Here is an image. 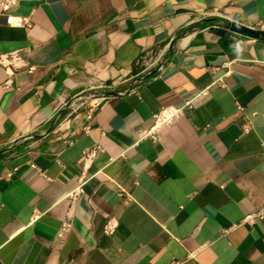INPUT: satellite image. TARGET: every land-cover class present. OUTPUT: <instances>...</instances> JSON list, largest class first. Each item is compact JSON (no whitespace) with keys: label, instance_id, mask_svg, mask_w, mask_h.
<instances>
[{"label":"crops","instance_id":"1","mask_svg":"<svg viewBox=\"0 0 264 264\" xmlns=\"http://www.w3.org/2000/svg\"><path fill=\"white\" fill-rule=\"evenodd\" d=\"M8 12L31 26L1 14L0 54L24 48L34 70L5 87L0 64V264H264V216L242 222L264 209V37L223 23L264 32V0H22ZM160 48L164 70L138 66ZM219 76L160 141L140 137L161 105Z\"/></svg>","mask_w":264,"mask_h":264},{"label":"built area","instance_id":"2","mask_svg":"<svg viewBox=\"0 0 264 264\" xmlns=\"http://www.w3.org/2000/svg\"><path fill=\"white\" fill-rule=\"evenodd\" d=\"M22 0H0V15H6V22L10 25H18L22 27H30L31 23L28 17L22 15H13L12 13L8 12L12 6L17 5ZM162 54V48L157 50H150L148 54L142 56L137 61L139 67L143 70L147 69L148 67L152 66L153 64H157V70L162 71L164 70V65L160 61ZM0 64L4 66L5 71L7 72L8 77L4 81V86L8 87L10 85L11 79L10 77L15 73V71L20 69H26L28 72H32L34 70V66L28 63L26 57V51L24 48L15 49L8 53L0 54ZM219 85L223 86L224 81L222 76L216 77L210 84L203 87L202 89L198 90L194 95L191 97L184 99L180 104H167L161 105L153 114H152V123L141 130L140 137L142 138H149L153 142H157L161 140L160 129L164 125L173 124L175 121L180 119L184 113L193 107V101L196 98L205 97L209 93V88L211 85ZM88 117H90L88 115ZM250 123L244 122L242 124L243 132H248L250 130ZM88 129V126L85 127ZM95 149H91L86 153V159L90 156L94 155ZM83 174V173H82ZM79 184L69 192V197L73 201L76 197L83 191L82 183L85 181V177L81 175L79 179ZM119 195L124 197L125 199L128 198L127 195H124L123 189L120 188L118 190ZM39 211L34 210L31 215V220H35L39 216ZM264 216V209L260 208L250 213H247L242 222H253L256 218H262ZM235 225H232V227ZM71 227V219L68 216L64 219L60 226L57 229L55 240L57 243H62L65 234ZM118 228V219L113 216L109 215L106 217L105 222L103 224V232L106 235H112L116 232ZM195 253H189V257H194ZM170 264H179V261H171Z\"/></svg>","mask_w":264,"mask_h":264},{"label":"water","instance_id":"3","mask_svg":"<svg viewBox=\"0 0 264 264\" xmlns=\"http://www.w3.org/2000/svg\"><path fill=\"white\" fill-rule=\"evenodd\" d=\"M223 23H224V26L230 31H234L236 33H240V34L251 36V37H264L263 31L259 29L255 30L238 21L231 20V19H223ZM104 94L106 93L104 92Z\"/></svg>","mask_w":264,"mask_h":264}]
</instances>
